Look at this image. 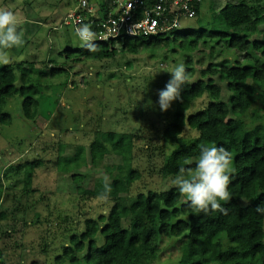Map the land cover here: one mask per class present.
<instances>
[{
    "label": "trees",
    "instance_id": "obj_1",
    "mask_svg": "<svg viewBox=\"0 0 264 264\" xmlns=\"http://www.w3.org/2000/svg\"><path fill=\"white\" fill-rule=\"evenodd\" d=\"M12 11L15 13L17 8ZM171 36L127 39L118 45L129 54L138 55L169 49L180 42L178 49L184 52L193 53L202 47L210 50L212 58L235 52L244 54L245 61L252 65L243 66L240 60H233V64L226 59L217 67L211 65L201 70L197 77L194 70L187 69L190 82L183 87L182 99L173 102L172 113L165 112L161 116L164 128L158 139L163 141L162 146L154 145L150 139L139 148L135 141L140 134L96 132L89 147L91 164L100 167L111 154H116L122 162L105 168L111 178L109 202L114 205L108 215L86 219L84 232L71 238L73 247L65 250L70 264H157L160 244L171 239L178 241L177 248L181 251L178 264H264V215L256 212L258 206H264V97L260 111H254L251 116V120L256 121L255 126L248 129L244 120L258 101L257 87L264 86V0L229 1L208 28L198 32L179 31ZM116 45V42L102 43L97 44L95 51L83 47L67 50V53L73 54L77 62L103 61L119 54ZM187 65H192L191 59L187 60ZM14 70L13 65L0 66V125L10 123V115L2 113L3 107L8 99L19 94L25 99V118L35 120L37 117L35 97L40 91L25 84L18 87ZM223 88L230 93L227 102L222 100ZM204 98L208 100L205 107L186 115ZM143 110V107L137 109L142 116ZM187 127L196 130L198 136L186 137ZM212 145L224 147L233 157L234 170L229 185L231 200L221 202L227 214L194 211L190 202L183 203L184 196L177 187L168 191L132 192L133 186L142 179L141 171L133 167L140 151L159 153L163 158L159 174L166 180L176 177L181 167H194V163L186 164V161L194 162L201 146ZM172 147L174 149L168 155L166 151ZM78 148L74 156L60 155L57 165L61 171L68 173L72 168L87 164L85 147ZM65 163L67 166L64 167ZM39 166L41 161L16 167L24 175L26 195L32 193ZM72 178L80 182L85 175L74 174ZM105 183L104 179H98L87 190L79 186L78 193L83 200L97 199L104 191ZM5 191L4 175L0 172V204ZM243 200L247 205H242ZM98 238L104 239L102 246L97 244ZM0 264H5L1 245Z\"/></svg>",
    "mask_w": 264,
    "mask_h": 264
},
{
    "label": "rangeland",
    "instance_id": "obj_2",
    "mask_svg": "<svg viewBox=\"0 0 264 264\" xmlns=\"http://www.w3.org/2000/svg\"><path fill=\"white\" fill-rule=\"evenodd\" d=\"M229 1L239 0H204L199 18L184 21L181 32L208 28ZM76 2L0 0V8L10 11L17 8L15 14L24 33V45L10 50L13 59L9 65L14 66L17 86H35L40 91L35 97V120L25 118V99L20 94L8 99L2 111L10 115V123L0 125V172L6 187L0 204V215H3L0 245L5 264H70L65 250L73 247L71 238L84 232L86 219L108 215L114 205L98 199L83 200L78 193L79 186L91 189L98 179L111 183L105 168L122 163L116 154H111L102 166L95 168L91 164L89 147L96 132L140 134L135 141L139 148L150 139L154 145L162 146L158 135L164 128L161 116L165 112L159 107L158 92L164 89L171 78L169 73L177 64L184 63L186 70H194L196 77L201 70L211 65L217 67L226 59L240 60L243 66L252 65L245 61L244 54L235 52L213 58L210 50L202 47L193 53L184 52L178 49L180 42L169 49L138 55L129 54L117 44L119 54L113 59L77 62L73 54L67 53V50L83 48L75 33L63 28L55 31L65 15L76 7ZM188 59L192 60L191 66L187 65ZM19 63L24 65L17 66ZM59 68L64 70L55 71ZM215 80L221 84L217 77ZM257 88L258 101L244 117L250 130L256 124L251 120L253 112L263 106L264 86ZM223 89L222 100L227 102L230 93ZM207 102V98L196 102L186 115L201 110ZM173 104L166 113L174 111ZM142 107L143 116L137 111ZM186 130V137L198 136L196 130L188 127ZM81 146L86 149L87 164L68 173L61 171L57 165L60 155L74 156ZM173 149L169 148L166 153L169 155ZM37 161H41V166L35 171L32 193L26 195L24 175L16 167ZM162 163L158 152L140 151L133 167L141 171L142 179L133 186L132 192L168 191L176 187L172 183L175 177L164 180L160 176ZM74 174L85 175V179L76 182L72 178ZM182 201L186 202V197ZM242 205L247 202L243 200ZM97 242L102 246L104 239L98 238ZM177 245L175 239L162 242L157 264H178L181 251Z\"/></svg>",
    "mask_w": 264,
    "mask_h": 264
},
{
    "label": "clouds",
    "instance_id": "obj_3",
    "mask_svg": "<svg viewBox=\"0 0 264 264\" xmlns=\"http://www.w3.org/2000/svg\"><path fill=\"white\" fill-rule=\"evenodd\" d=\"M75 36L81 47L89 51L97 49V33L90 24L78 23L74 29ZM22 24L17 15L6 8H0V65L12 63L10 50L24 45ZM171 78L165 88L158 92V103L161 111L167 112L174 101L182 99L181 93L185 84L190 82V74L186 71L184 63L177 64L169 73ZM151 103V101H149ZM194 167H181L172 183L179 193L186 197L190 206L196 212L208 214L220 212L227 214L222 203L230 202L232 193L229 191L231 174L233 172V157L224 147L201 146L200 153ZM111 186L106 182L104 191L97 197L98 200L108 203L110 201ZM256 212L264 215V206H258Z\"/></svg>",
    "mask_w": 264,
    "mask_h": 264
},
{
    "label": "built area",
    "instance_id": "obj_4",
    "mask_svg": "<svg viewBox=\"0 0 264 264\" xmlns=\"http://www.w3.org/2000/svg\"><path fill=\"white\" fill-rule=\"evenodd\" d=\"M204 0H78L55 30L90 24L96 44L165 37L181 31L184 21L200 16Z\"/></svg>",
    "mask_w": 264,
    "mask_h": 264
}]
</instances>
